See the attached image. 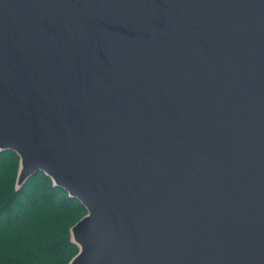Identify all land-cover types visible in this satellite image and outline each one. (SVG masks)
Returning a JSON list of instances; mask_svg holds the SVG:
<instances>
[{
    "label": "water",
    "instance_id": "obj_1",
    "mask_svg": "<svg viewBox=\"0 0 264 264\" xmlns=\"http://www.w3.org/2000/svg\"><path fill=\"white\" fill-rule=\"evenodd\" d=\"M2 151L67 264H264V0H0Z\"/></svg>",
    "mask_w": 264,
    "mask_h": 264
},
{
    "label": "trees",
    "instance_id": "obj_2",
    "mask_svg": "<svg viewBox=\"0 0 264 264\" xmlns=\"http://www.w3.org/2000/svg\"><path fill=\"white\" fill-rule=\"evenodd\" d=\"M17 172L18 156L0 152V264H67L84 206L41 172L17 188Z\"/></svg>",
    "mask_w": 264,
    "mask_h": 264
}]
</instances>
